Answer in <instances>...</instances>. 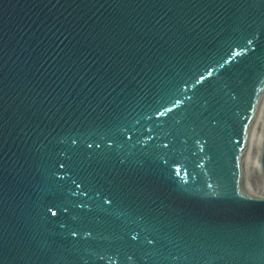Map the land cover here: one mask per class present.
I'll list each match as a JSON object with an SVG mask.
<instances>
[{"label":"water","instance_id":"water-1","mask_svg":"<svg viewBox=\"0 0 264 264\" xmlns=\"http://www.w3.org/2000/svg\"><path fill=\"white\" fill-rule=\"evenodd\" d=\"M0 264H264V0H0Z\"/></svg>","mask_w":264,"mask_h":264}]
</instances>
